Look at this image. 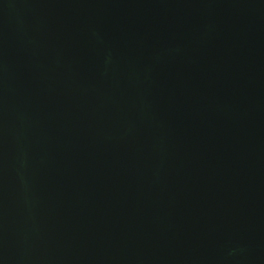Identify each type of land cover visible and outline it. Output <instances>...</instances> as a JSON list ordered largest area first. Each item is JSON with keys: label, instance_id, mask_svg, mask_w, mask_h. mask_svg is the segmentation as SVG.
<instances>
[{"label": "water", "instance_id": "obj_1", "mask_svg": "<svg viewBox=\"0 0 264 264\" xmlns=\"http://www.w3.org/2000/svg\"><path fill=\"white\" fill-rule=\"evenodd\" d=\"M0 264H264V0H0Z\"/></svg>", "mask_w": 264, "mask_h": 264}]
</instances>
